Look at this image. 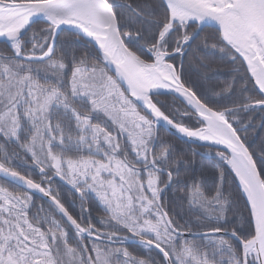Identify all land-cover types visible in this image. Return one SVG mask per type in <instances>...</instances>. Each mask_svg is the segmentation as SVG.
<instances>
[{
	"label": "snow or ice",
	"instance_id": "snow-or-ice-1",
	"mask_svg": "<svg viewBox=\"0 0 264 264\" xmlns=\"http://www.w3.org/2000/svg\"><path fill=\"white\" fill-rule=\"evenodd\" d=\"M0 264H264V0H0Z\"/></svg>",
	"mask_w": 264,
	"mask_h": 264
}]
</instances>
